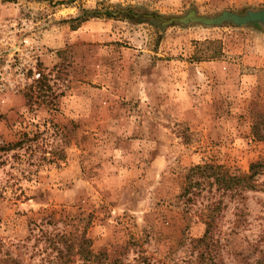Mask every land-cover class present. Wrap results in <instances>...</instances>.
Segmentation results:
<instances>
[{"label": "rangeland", "instance_id": "374dc122", "mask_svg": "<svg viewBox=\"0 0 264 264\" xmlns=\"http://www.w3.org/2000/svg\"><path fill=\"white\" fill-rule=\"evenodd\" d=\"M190 8L264 0H0V264H256L264 171L183 191L264 158V28L150 16Z\"/></svg>", "mask_w": 264, "mask_h": 264}, {"label": "trees", "instance_id": "16d2710c", "mask_svg": "<svg viewBox=\"0 0 264 264\" xmlns=\"http://www.w3.org/2000/svg\"><path fill=\"white\" fill-rule=\"evenodd\" d=\"M86 16L80 17L76 20L77 23L85 20L89 13L84 11ZM209 57H215V54L209 55ZM262 126L264 127V110L263 114H257L253 117L252 121V133L257 139L264 140V132H262ZM261 171H264V158L255 160L249 164L248 171L246 173H235L230 171L228 167L222 164L206 162L203 164H197L190 167L185 174L186 184L183 192L193 191L194 188L200 187L202 183L209 186H215V189H220L223 191H239L240 189H254V176ZM214 209V208H213ZM211 211V210H210ZM205 230L202 236L197 240L198 242H205L211 236L212 221L208 218L204 221ZM75 253L84 255L85 261H90V252H86L82 245H78ZM88 253V255H85ZM103 253L96 254L92 256L94 259V264L96 261L101 263L100 256ZM144 261L147 258L144 257ZM256 264H264V253H260Z\"/></svg>", "mask_w": 264, "mask_h": 264}, {"label": "water", "instance_id": "95a60500", "mask_svg": "<svg viewBox=\"0 0 264 264\" xmlns=\"http://www.w3.org/2000/svg\"><path fill=\"white\" fill-rule=\"evenodd\" d=\"M160 20L161 25H167L172 22L187 24L190 22H197L204 25H220L224 22H229L237 26L246 25L248 23H259L264 28V9H247L243 13H237L230 10H222L216 15L208 16L198 14L194 8L187 10L185 14L170 15L166 18L150 14Z\"/></svg>", "mask_w": 264, "mask_h": 264}, {"label": "built area", "instance_id": "2783aa9c", "mask_svg": "<svg viewBox=\"0 0 264 264\" xmlns=\"http://www.w3.org/2000/svg\"><path fill=\"white\" fill-rule=\"evenodd\" d=\"M0 58H1V51H0ZM6 67H8V63L7 62L5 63V65L0 67V76L2 75V71L6 70ZM31 67H32V69L34 68L33 65ZM2 85H3V83L0 84V89L2 88Z\"/></svg>", "mask_w": 264, "mask_h": 264}]
</instances>
